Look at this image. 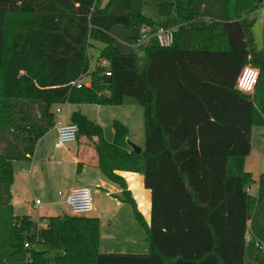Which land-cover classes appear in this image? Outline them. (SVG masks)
Segmentation results:
<instances>
[{
    "label": "trees",
    "instance_id": "trees-1",
    "mask_svg": "<svg viewBox=\"0 0 264 264\" xmlns=\"http://www.w3.org/2000/svg\"><path fill=\"white\" fill-rule=\"evenodd\" d=\"M144 2L110 0L100 7L96 0H0V264H50L38 245L58 251V264H247L248 257L264 264L245 242L251 222L264 243V173L258 194L251 195L247 188L255 180L245 170L252 129L264 126V48L255 42L254 22L233 21L230 0L164 3L160 16L175 11L180 24L174 45L147 47L140 72L136 56L123 54L111 31L154 28ZM92 41L105 48L84 75ZM248 65L259 71L253 95L236 89ZM85 78L91 86L78 89L74 84ZM126 97L144 108L141 153L130 148L129 128L119 121L111 142L80 111L71 122L93 148L97 167L123 188V202L146 230L149 252L102 253L97 217H44L43 228L16 216L14 163L29 160L54 128L52 107L66 101L120 106ZM117 172L144 176L152 193L150 226Z\"/></svg>",
    "mask_w": 264,
    "mask_h": 264
},
{
    "label": "crops",
    "instance_id": "crops-1",
    "mask_svg": "<svg viewBox=\"0 0 264 264\" xmlns=\"http://www.w3.org/2000/svg\"><path fill=\"white\" fill-rule=\"evenodd\" d=\"M245 12L246 10L243 11L242 15L235 18L234 14H232L231 12V7H230L229 16L233 21H241L244 20L246 17H249L246 16V14H244ZM166 26H169V22ZM178 27L179 26L175 28L172 27L170 28L176 30ZM155 28H157V25L154 28H149V27L140 28L139 30L141 31V34H138L137 36H133L132 38L137 39L142 34H145L147 32L152 33ZM131 43L133 45H138L136 41L135 42L131 41ZM257 47L259 49H262L258 45ZM143 63L146 65V61ZM89 64L91 65V61ZM90 65L88 67V70L85 71L84 75H86L92 69V66L90 68ZM83 82L87 83L88 85L87 87H90L89 78L88 79L85 78ZM59 105L70 107V112L67 115H65V111L61 108L63 120L66 123L71 122V116L75 111H80L82 114L86 116V114L82 112L83 109L90 108L89 111H96L95 107H101L100 105H87V104L73 105L67 103V101L64 103H60ZM113 138H114V133H113ZM107 139L109 140V138ZM82 142L84 143L77 142L78 147L77 149H75V153L73 154L71 153L72 144H69L64 148H58L56 146L57 130L54 127L38 142L34 155L29 160L20 161L21 166L18 169V171H15L14 183L11 188V192L13 196L12 204H13L14 214L16 215L15 208L17 207V203L20 202L21 200L19 199V196L15 194L16 190L17 193L21 192L22 196L26 197V193L29 194L30 185L32 183L37 182L40 185L41 184L44 185L43 182L44 179H42L41 177L44 171L45 174H48L47 170L49 169L46 170L45 167H43V165L40 163V161L47 163L48 161L50 162L54 159L53 157H49L52 147L54 146L55 149L58 148L63 151V154L61 156V161L54 167L56 169L57 168L61 169V172L60 173L58 172L56 174V178L54 179L55 182L58 185H60L62 188L58 191V195H60V193H61L60 196L62 197L65 194L68 195L70 190L76 187H89V188L94 187L104 192L102 193L101 199L94 200V211L92 214L89 215L90 217H97L100 219V251L102 253L120 252L125 254L148 253L149 244L146 239L147 238L146 230L137 221L132 205L123 202L122 200L124 196L123 188L119 184L110 181L102 173V171L97 167L96 154L93 148L92 147L87 148L85 145L86 141L83 140ZM144 144H145V140H144ZM144 144L139 145V147L143 149ZM251 145H252L251 153L245 160V170L246 172L251 173L253 175V179L255 180V183L249 186V188H251L253 191L255 187L257 188V190H259V185H258L259 177L261 174L264 173V126L253 127L251 134ZM74 164H78L77 166L78 170L75 174L69 171L67 166V165L72 166ZM65 166H66V170H65ZM257 166L259 169H257ZM54 168L52 169L53 171H55ZM52 170L50 174H52ZM117 174L123 178L125 185L127 187V191L130 192L133 200L135 201L138 211L143 216L147 225L150 226L152 193L150 190L145 188L144 176L132 172H117ZM128 175L134 176L135 181L130 182L128 179ZM256 175H258L257 178ZM49 178L51 179L52 182L53 180L52 177L50 176ZM51 187L52 186H50V189ZM257 194L258 191L256 195ZM23 204L24 203L19 204V206ZM26 204L28 207L30 206L29 203ZM65 204H66V200H65ZM42 206H43V202L42 205L38 207V209ZM127 206H130L132 211H129ZM141 206H143L144 208L142 209ZM50 213L49 211L46 212L44 211L40 216L43 217L45 215H48L47 217H51L52 214ZM41 219L36 220V222H39L40 227L46 228L47 226L46 221L42 222Z\"/></svg>",
    "mask_w": 264,
    "mask_h": 264
},
{
    "label": "rangeland",
    "instance_id": "rangeland-1",
    "mask_svg": "<svg viewBox=\"0 0 264 264\" xmlns=\"http://www.w3.org/2000/svg\"><path fill=\"white\" fill-rule=\"evenodd\" d=\"M110 0H102L100 3V7H105L107 3ZM176 0H145L143 5V13L154 20L155 24L158 26H166L169 22V26L172 28H175L179 26V21L176 16V12L173 11L172 15L167 17H162L159 14V6L164 3H173ZM188 1V0H184ZM230 7L231 12L234 14V17L237 18L240 15H242L243 11L246 10L244 14H246V18H251L254 22L253 25V36L255 37V40L257 42V45L260 48H264V4L260 5L259 0H230ZM229 7V10H230ZM138 29H132V30H126L122 26H115L111 34L113 37L117 40V47L123 54H131L135 55L137 58V67L138 70L141 72L143 71L145 64L143 62L146 61V49L143 46L139 45H133L131 43V38L133 36H137L138 34H141V31ZM105 48V45L101 42H94L92 41V45L90 49L88 50V59L91 61L90 68L92 66V69L95 67L97 60L99 59V55L101 51ZM88 79V78H86ZM57 107H61L65 111V115H67L70 112L69 106L59 105L56 104L52 107V111H55ZM90 108H85L82 110L83 113L86 114V116L93 122L100 124L104 129L105 137L109 138L108 141H113V122L119 121L125 126L129 128V140L131 143L139 146L144 144L145 140V117H144V108L134 99L131 97H126L124 104L120 106H101V107H95L96 111H89ZM112 138V139H111ZM84 139H78V143H84L82 142ZM85 141V140H84ZM84 145V144H83ZM85 145L87 148H90L91 145L89 142H85ZM53 146V145H52ZM77 142L76 144L71 145V153H75V149H77ZM63 154V151L61 149H55L54 146L52 147L51 153L49 157H53L54 159L52 161H48L47 163L40 161V163L45 167V169H49L48 174L44 173L42 174V179H44V185L39 184L37 182H34L30 185V191L29 194L26 193V197L22 196L21 192L17 193V190L15 191V194L19 196V199L23 200L17 203V207L15 208V213L17 216H27L30 217L34 221L41 219L43 217H47L48 215H45L41 217L40 215L42 212L49 211L52 216H64L66 214H72L71 209L68 207V205L65 204V200L67 195L65 194L63 197L58 195V191L61 188L60 185H58L55 182L56 174L61 172V169L54 168L60 161L61 156ZM70 160V159H68ZM70 162V161H69ZM15 171H18V169L21 166L20 162H17L14 164ZM68 170L73 172L74 174L77 172L78 164L74 165H67ZM55 169L53 171L52 169ZM257 169L258 166H257ZM52 170V174L51 173ZM66 170V166H65ZM52 177V182L49 177ZM258 175H256L257 178ZM49 184V186H48ZM50 186L51 189H50ZM92 190V196H93V202L95 199H101L102 193L100 189L91 188ZM257 188L255 187L250 194L253 195L257 193ZM36 198L40 199L43 202V206L40 207L38 210H35L33 208L34 201ZM23 205L19 206V204ZM26 203H29L30 206L28 207ZM129 211L131 210L130 206H127ZM143 209L144 207L141 206ZM251 226V222L248 223V226ZM37 250L41 251L45 254L47 260L50 262V264H58V258H59V252L54 250L53 248L49 246L44 245H38ZM111 253H120V252H111ZM128 254V253H127ZM247 264H254V261L251 259V257H248Z\"/></svg>",
    "mask_w": 264,
    "mask_h": 264
},
{
    "label": "built area",
    "instance_id": "built-area-1",
    "mask_svg": "<svg viewBox=\"0 0 264 264\" xmlns=\"http://www.w3.org/2000/svg\"><path fill=\"white\" fill-rule=\"evenodd\" d=\"M101 2L102 0H96V4L98 5H100ZM259 3L260 5H263L264 0H261ZM174 42L175 30L170 28L169 26H159L155 28L152 33L147 32L136 39V43L145 48L152 45H155L159 48H171L174 45ZM100 65L104 68H108L109 62L106 60H101ZM105 76L106 78L111 77V73L107 71L105 73ZM258 79V69L251 65H248L241 71L236 83V89L245 95H253L258 83ZM74 85H76L78 89H80L82 85L88 86L85 82L75 83ZM54 113L56 115L54 127L57 130L56 146L58 148H64L69 144L78 142V126L72 122H64L61 107H58ZM247 192L250 193L251 188L248 187ZM66 204L71 209V213L73 215L89 216L94 211V202L91 188L76 187L71 189L66 197ZM33 205L35 209H38V207L42 205V201L40 199H36ZM245 242L248 247H254L264 257V243L256 238V236L252 232L250 225L248 226V230L245 236ZM26 248H29V245H26Z\"/></svg>",
    "mask_w": 264,
    "mask_h": 264
},
{
    "label": "water",
    "instance_id": "water-1",
    "mask_svg": "<svg viewBox=\"0 0 264 264\" xmlns=\"http://www.w3.org/2000/svg\"><path fill=\"white\" fill-rule=\"evenodd\" d=\"M105 82H110V80L107 79V80H105ZM128 144H129L130 148H131L133 151H136L137 153H141L142 150H143L141 147H139V146H137V145L131 143L130 141H128Z\"/></svg>",
    "mask_w": 264,
    "mask_h": 264
}]
</instances>
